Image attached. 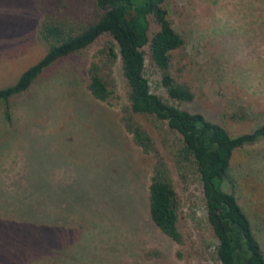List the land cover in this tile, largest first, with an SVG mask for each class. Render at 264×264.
<instances>
[{"label": "rangeland", "instance_id": "rangeland-1", "mask_svg": "<svg viewBox=\"0 0 264 264\" xmlns=\"http://www.w3.org/2000/svg\"><path fill=\"white\" fill-rule=\"evenodd\" d=\"M168 6L183 39L171 73L194 100L169 99L146 52L151 92L231 136L254 130L264 121V32L256 30L264 0H168ZM91 9L90 0H0V88L45 54L37 34L46 14L88 19ZM98 48L49 68L10 101L9 122L0 103V264H66L61 254L78 247L87 264H218L199 177L189 171L182 179L174 163L180 136L136 116L169 165L196 244L194 260H177L175 244L150 222L153 157L132 143L119 111L87 89V68ZM113 75L126 99L119 62ZM241 110L246 120L230 118ZM224 190L236 196L264 253V138L233 153Z\"/></svg>", "mask_w": 264, "mask_h": 264}, {"label": "trees", "instance_id": "trees-1", "mask_svg": "<svg viewBox=\"0 0 264 264\" xmlns=\"http://www.w3.org/2000/svg\"><path fill=\"white\" fill-rule=\"evenodd\" d=\"M90 1L92 9L88 19L56 16L52 12L45 15L37 34L45 54L13 84L0 88L4 119L10 121V101L28 92L49 68L99 44L87 68V89L92 98L119 111L121 126L132 143L153 157L146 194L147 213L159 233L175 244L176 259L194 260L196 244L186 230L181 198L169 165L136 116L163 124L180 136L174 163L182 179L189 171L199 177L207 222L218 242L215 249L218 264H264L263 250L248 217L236 196L224 190L233 153L264 138V121L249 133L231 136L222 125L207 120L202 114L168 104L151 92L145 75L146 52L169 99L179 103L194 100L189 86L177 82L171 73L173 54L182 48L183 39L170 18L168 0ZM256 30L264 32V21ZM118 62L126 82V99L113 75ZM240 113L231 114L230 118L246 120L244 111ZM71 251L61 254L67 258L66 264L88 263L83 248Z\"/></svg>", "mask_w": 264, "mask_h": 264}]
</instances>
